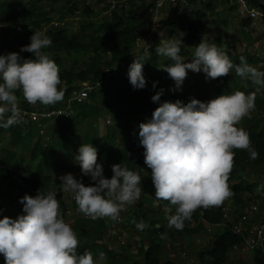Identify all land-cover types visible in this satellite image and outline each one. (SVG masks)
Returning a JSON list of instances; mask_svg holds the SVG:
<instances>
[{
  "label": "clouds",
  "instance_id": "1",
  "mask_svg": "<svg viewBox=\"0 0 264 264\" xmlns=\"http://www.w3.org/2000/svg\"><path fill=\"white\" fill-rule=\"evenodd\" d=\"M183 35L180 32L160 40L155 48L158 56L172 62L163 66L175 82L172 91L182 90L188 70L203 71L206 79H216L234 69L235 75L257 87L247 94L235 91L209 101L192 98L188 103L179 99L160 102L163 90L152 96L153 102L160 103L151 119L140 123L139 142L144 148V163L151 169L155 198L175 206V214L167 220L168 227L177 230H183L185 221H190L198 208L219 206L233 195L227 181L234 165V149L246 150L253 160L259 157L248 132L237 125L251 117L257 93L264 90V71L246 61L235 65L203 37L188 62L181 55ZM52 43L44 31H35L20 52L0 54V128L23 122L17 92L29 104L50 106L63 101L65 89L58 65L44 51ZM22 52L31 53L32 58H24ZM150 57L147 47L130 65L128 77L134 89L146 87L143 66ZM97 157L98 150L91 143L81 144L74 157L82 174L94 183L85 185L71 173L59 180L86 217L115 221L141 198L142 178L120 163L111 166L113 175L107 178ZM21 203L24 214L15 219L0 218V255L6 264H99L103 260V253L98 261L89 251H78L80 241L64 220L55 192L25 194ZM136 227L143 230L145 226L139 223Z\"/></svg>",
  "mask_w": 264,
  "mask_h": 264
},
{
  "label": "trees",
  "instance_id": "2",
  "mask_svg": "<svg viewBox=\"0 0 264 264\" xmlns=\"http://www.w3.org/2000/svg\"><path fill=\"white\" fill-rule=\"evenodd\" d=\"M55 0H16V2L7 3L0 0V29L12 27L16 24L26 28L23 37L12 41L7 35H0V54L9 52H20L22 46L30 43V37L35 31H42L45 25L51 24L53 2ZM123 0H85L84 14L86 20L80 23V32L78 34H69L65 27L55 25L44 31L53 41L52 45L44 51L58 65L59 75L62 81V87L65 89L64 99H67L81 83L90 81H104L103 85L92 91L87 99L77 105L76 119L86 120L91 116L100 114V108L96 105L98 96H100L101 106L106 108L120 107L137 111L134 105L136 99H140L147 113L146 117L140 122L133 119L126 126V135L123 143L118 148L114 145L115 132H109L106 144L97 147L95 144L96 136L84 134L81 144H93L98 150L97 162L102 163L104 175L111 178L113 175L111 166L120 163L130 170L138 173L142 178V188L152 189L154 185L151 180V169L144 163V149L139 142V125L151 119L154 110L160 102L169 98L168 82L171 78L163 66L172 63L166 57L158 60L156 53L151 55L150 59L145 61L143 74L146 78V87L143 89H134L129 81V77L124 74L126 68H130L135 56L139 58L141 53L136 52L137 44L141 40L142 33L147 29V22L139 17L132 16L126 12V9L119 6ZM206 2V7L214 9L210 3ZM113 2H115L114 5ZM98 4L106 12L105 16L98 22L91 19L94 10L91 4ZM129 7L133 3L128 0ZM252 6L263 9L264 0H250ZM75 4V3H74ZM73 4V5H74ZM71 6L70 10H76ZM163 25V20L159 21ZM183 32L181 55L188 61H191L192 54H189L186 47H196L202 37L213 44V38L207 33L210 25L205 12L195 10L190 17L178 18L173 21ZM251 20L241 19L242 29L250 26ZM215 45L226 53L235 65L241 63L226 48L223 47L220 38H215ZM83 54L86 61L83 67L64 68L61 66L65 58L75 54ZM24 58H32L29 52L20 53ZM244 61L249 65L264 71V56L262 54H244ZM110 79V80H109ZM246 94L255 91L256 85L246 80ZM155 84V87L153 86ZM167 84V85H166ZM117 87V89H116ZM240 88V77L235 75L234 69L224 77L213 79V93L205 98L209 101L221 94L229 95L238 91ZM163 90L160 102H153L152 96ZM113 91V92H112ZM101 92V94H100ZM18 98L23 95L16 93ZM22 99V109H30ZM62 103V101H61ZM60 103V104H61ZM256 107L254 115L245 119L239 126L246 130L250 136L252 146L259 153L255 160L250 158V153L246 150L234 149V165L227 181L233 195L228 198L241 209L253 198H260L264 206V184L258 185L257 181H250L249 176L254 175L258 170L264 169V126L261 125V117L264 114V91L257 93ZM54 105L46 106L53 107ZM77 121V120H76ZM0 132L9 137L10 147L0 148V171L3 165L14 163L15 169L21 172L25 158L23 152L28 153L27 164L24 167L25 175H22L23 181L27 184L30 191L42 188L45 193L53 191L56 199L60 203V209L63 213L66 209L64 191L59 180L61 175H54L51 171L54 159L61 152L73 151L79 147L78 136L79 129L74 124H68L66 121L60 122L53 128L51 135L52 141L44 144L36 135L32 125H14L8 129L0 128ZM36 137V138H34ZM61 169V168H58ZM65 174L71 173L76 178L81 179L85 185L94 183L89 176H84L79 164H69L61 169ZM64 174V175H65ZM54 188V189H53ZM247 194V198L245 195ZM163 206H169L175 214V206L170 205L168 201L162 200ZM221 205L205 208H198L192 215L190 221H185L183 230H177L173 227L176 234L181 238L182 235L192 236L197 234V230L205 229L207 224H215L221 219ZM13 217V219L17 218ZM204 220V222L201 221ZM166 220V219H165ZM167 221V220H166ZM168 222V221H167ZM105 222L102 219L92 220L84 218L81 215L76 217L73 227L80 245L78 251L82 254L89 251L94 259L99 261V256L103 253V260L99 264H179L176 260L165 256V237L167 229L165 225L147 230L146 243L141 244L134 251L139 259H132L121 249L129 247L130 244L119 248L110 246L103 239V230ZM196 226V227H193ZM211 238L206 241L205 246L200 245L197 254V264H225L229 258V250L233 244L242 240L240 236L233 233L229 227H223L218 232L212 231ZM0 264H6L3 255H0ZM251 264H264V248L258 247L251 253Z\"/></svg>",
  "mask_w": 264,
  "mask_h": 264
},
{
  "label": "rangeland",
  "instance_id": "3",
  "mask_svg": "<svg viewBox=\"0 0 264 264\" xmlns=\"http://www.w3.org/2000/svg\"><path fill=\"white\" fill-rule=\"evenodd\" d=\"M7 3L16 2V0H5ZM143 0H139L137 3H132L130 9L126 10L127 13H130L132 16H143L145 12L144 10V3ZM75 3V4H74ZM87 2L85 0H55L52 4L53 10L50 12L52 13V17L54 21L49 24L45 25L42 31H46L48 28L55 26L54 24L57 23L59 26L65 27L68 30L69 34H78L80 32V23L86 20V15L84 14V5ZM211 5L214 9H210L206 7V4L203 2L199 5L191 6L190 8L184 10H174V11H165L162 13V20L163 25L158 23L156 25H151L150 27L147 26V29L143 31L141 40L137 44V50L142 51L145 47L143 39H153L157 42L161 39H169L174 38L180 28L176 26V24L172 23L178 18H188L195 10H202L205 12V17L208 18L210 25L207 28V33L212 36L213 44H215V38H220L222 45L224 48L229 50V52L241 63L244 61V54H260L261 49V37L264 32L263 28H245L242 29L241 27V18L239 17L238 10L235 5L230 3H226L223 0H211ZM74 4V5H73ZM88 4V3H87ZM71 6H75L76 10H70ZM91 7L94 10V14L91 16V19L95 22L100 21L106 14L98 4H91ZM167 13H170L169 15ZM26 28L22 25L16 24L12 27L4 28V30L0 29V35H7L12 41L22 38ZM159 44V43H158ZM157 44V46H158ZM189 54H193L195 47H186ZM151 55L155 54L154 51H149ZM158 60H161L163 57L158 56ZM86 61V56L79 53L73 54L68 58H65L61 64L64 68L70 67H83ZM145 65V62H144ZM144 71V66H143ZM129 68L124 70V74L128 76ZM110 80V79H109ZM168 89H169V98L166 101L175 102L177 99L183 101L184 103H188L192 98H196L201 101H205V98L209 97L213 93V79H206V74L203 71L200 72H193L188 70V74L183 82L182 90L172 91L175 87V82L171 78L170 82H168ZM167 85V84H166ZM108 87L106 82L103 87ZM117 89V87H116ZM247 83L245 79L240 78V88L238 91H243L246 93ZM264 91V90H263ZM74 92V91H73ZM72 92V93H73ZM113 92V91H112ZM101 94V92H100ZM232 94V93H231ZM22 97H19V108L22 106ZM96 105L100 108V114L96 116H91L86 120L76 119L74 115L73 118H68V124H75L79 131L80 135L78 136V144L79 147L81 145V140L83 138V134H91L93 133L96 136L95 144L97 147H100L107 142V135L109 132H115L114 138V145L116 148L122 145L123 140L126 135V126L132 122L134 119L135 122H140L144 119L147 115L143 103L140 99H136L134 101V105L137 107L138 112H134L131 109H125L120 107H111L106 108L101 106L100 103V96H98ZM61 102L56 103L53 107L60 105ZM27 104L30 109L38 110L42 107H46L45 105L40 104L39 102L36 104H29L26 100L25 103ZM254 111L252 112L251 116L254 115ZM261 118V125L264 126V114L259 115ZM248 117H245L241 120L239 125ZM70 119V120H69ZM72 119V120H71ZM77 120V121H76ZM63 120H54L47 124V129L51 133L53 128ZM237 125V126H239ZM36 138V137H34ZM9 137L0 132V148L1 147H10ZM73 151H65L61 152L57 155L54 159L53 166L51 167V171L55 172L54 175H64L65 171H61L62 168L69 164L76 163L74 157L78 154V149ZM143 148V146H142ZM144 149V148H143ZM23 157L25 158V162L23 164V168H21V173L25 175L24 167L27 164V157L28 153L26 151L23 152ZM14 165V163H13ZM61 168V169H58ZM250 181H257L258 185L264 184V169L258 170V172L254 175L249 176ZM54 189V188H53ZM25 194L31 195L30 191L26 187L22 186H15L10 180L6 178H2L0 176V218L3 216H9L12 218L19 216L23 213V204L21 203V198L25 196ZM247 198V194L245 195ZM64 199L67 206H70L72 209L76 208L74 211L75 216L82 215L78 210V206L73 199V195L69 192L64 193ZM229 200V199H228ZM159 204L162 206V200H157ZM226 201V200H225ZM223 202L222 204H226L228 206V201ZM221 204V205H222ZM231 209V208H230ZM232 210V209H231ZM160 215L163 216L164 208H160ZM135 211L130 212L131 216L128 218L129 221L132 217L137 216L138 214ZM142 215V213H141ZM138 217V216H137ZM144 218L148 217V214L144 213ZM161 224L158 221H154V224H151L152 228L159 227ZM135 228V227H133ZM205 231V230H204ZM218 232V231H217ZM179 235L176 234L175 230H170L169 235L167 234L165 237V256L168 257V251H170L169 246H172L176 239L179 242L182 238H177ZM213 236L211 233H207L204 235V240L199 243L200 245H204L207 240H209ZM130 237V236H129ZM189 236L188 238H191ZM131 238V237H130ZM129 238V239H130ZM176 238V239H175ZM104 239V238H103ZM132 239V238H131ZM127 240V242L131 243ZM105 243L110 244V240H105ZM182 242V241H180ZM184 243V244H183ZM128 244V243H127ZM132 244V243H131ZM185 245V239L182 242V245H175L178 247L179 250L182 249L181 246ZM126 246V245H125ZM185 247V246H184ZM122 248V247H118ZM199 249V248H197ZM123 252L127 253L132 259H139L135 252L130 251L128 247L121 249ZM176 250V248H175ZM237 262L234 264H251V255H239L236 258ZM191 261V260H190ZM232 264V262H229Z\"/></svg>",
  "mask_w": 264,
  "mask_h": 264
},
{
  "label": "built area",
  "instance_id": "4",
  "mask_svg": "<svg viewBox=\"0 0 264 264\" xmlns=\"http://www.w3.org/2000/svg\"><path fill=\"white\" fill-rule=\"evenodd\" d=\"M133 3H137L139 0H132ZM209 0H143L144 3V16L143 18L147 25H156L162 18V13L165 11L174 10H184L190 8L191 6L199 5L201 3H206ZM226 3L235 5L239 17L241 19L248 18L251 20V28H263L264 27V11L263 9L256 8L251 5L250 0H223ZM134 3V4H135ZM113 2L112 5H114ZM119 6L124 9H130L128 0H123L119 2ZM168 15L170 13H167ZM54 25H58L55 23ZM163 40V39H161ZM145 47H149V51H154L157 47V42L153 39H143ZM143 50H136V52L143 54ZM260 54L264 56V32L261 37V49ZM104 84V81L90 82L86 81L81 83L75 91L62 103L56 107H42L38 110L34 109H21L23 115V122L21 125H32L36 135L41 139L44 144H48L52 141L51 133L47 129V124L54 120H67L74 116L77 112V105L83 103L88 95L100 88ZM22 173L15 169L14 165H3V170L0 171V176L10 180L15 186L27 187V184L23 181ZM42 188H37L31 190V195L35 196L37 191ZM74 199V198H73ZM166 206H164L165 219L174 214L171 209L169 211ZM129 211V206L125 211L120 213L118 220L113 221L110 218H102L105 222L103 230V238L105 240H110L115 242L117 247L125 246L129 240L130 236V223L126 219L125 215ZM221 219L215 224H207L209 228L216 226L217 228L229 227V229L240 236L242 240L240 242L233 244L229 250L232 254L239 255H251L252 251L258 247L264 248V206L261 204L260 198H253L243 209L231 210L226 204H222L221 208ZM64 220L69 223L73 229L76 217L74 211L70 206H66L65 211L62 213ZM82 217L88 219L84 214ZM252 217H258L259 221L251 222ZM168 221V220H167ZM206 225V226H207ZM207 228V227H206ZM208 228V229H209Z\"/></svg>",
  "mask_w": 264,
  "mask_h": 264
},
{
  "label": "crops",
  "instance_id": "5",
  "mask_svg": "<svg viewBox=\"0 0 264 264\" xmlns=\"http://www.w3.org/2000/svg\"><path fill=\"white\" fill-rule=\"evenodd\" d=\"M77 113V112H76ZM73 118V116L71 117ZM70 120V119H69ZM72 120V119H71ZM60 121V120H58ZM66 122H68V120H64ZM62 121V122H64ZM79 135H80V131H79ZM84 135V134H83ZM55 173V172H54ZM53 173V174H54ZM155 189H145L142 188V194H141V198L139 199V201H137L134 205L129 206V211L126 213L125 217L126 219L129 221V217L131 216L130 212L135 211L136 210V214H138L137 216L132 217V219H130L129 223H130V238L131 239V243L128 242V244H130V251H135L136 248L141 244L146 243V233L147 230L152 229L151 224H154V221H158L160 222L161 225H165L167 231V234L169 235V231L172 230L173 228H169L168 227V222L165 220V211L163 216L160 215V208H164V206L160 205L159 202L157 201V199L155 198ZM226 201H228V207L231 208L232 210L237 209L235 208L236 206L232 203L231 200L226 199ZM225 201V202H226ZM76 203V202H74ZM247 204H245L243 207H245ZM242 207V209H243ZM170 208V207H167ZM72 210H76V208H73ZM142 213V215H141ZM148 214L147 218L142 217L143 214ZM251 222H257L259 221L258 217H252ZM202 222H204L203 219H201ZM139 223H143L144 224V228L143 230H139L136 225ZM135 227V228H133ZM193 227H196L193 225ZM207 227V228H206ZM209 226H205V229L203 230H197V234H193L191 238H188L189 235L185 234L182 235V239L180 241H184L185 239V245L181 246L182 249L179 250L178 247H175V245H182V242H177L178 240L176 239V242L174 241V243L172 244V246H169L170 251H168V257L171 259L176 260L179 264H197L196 262V254L197 251L200 246L199 243L202 242L205 238L204 235L207 233H211L212 231L217 232L220 231V229L222 228H217L216 226H212L211 228H209ZM205 230V231H204ZM129 239V241H130ZM184 244V243H183ZM111 247L112 246H116L115 242H110ZM185 246V247H184ZM127 247V246H126ZM129 248V247H128ZM176 248V250H175ZM238 257V254H229V258L227 260V263L225 264H229V262H232V264H234L235 262H237L236 258ZM191 260V261H190Z\"/></svg>",
  "mask_w": 264,
  "mask_h": 264
}]
</instances>
